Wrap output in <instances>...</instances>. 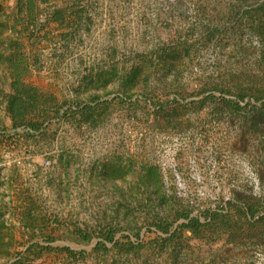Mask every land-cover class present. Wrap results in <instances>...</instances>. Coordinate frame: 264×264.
Instances as JSON below:
<instances>
[{
    "label": "rangeland",
    "instance_id": "1",
    "mask_svg": "<svg viewBox=\"0 0 264 264\" xmlns=\"http://www.w3.org/2000/svg\"><path fill=\"white\" fill-rule=\"evenodd\" d=\"M3 7L0 264H264V0Z\"/></svg>",
    "mask_w": 264,
    "mask_h": 264
},
{
    "label": "trees",
    "instance_id": "2",
    "mask_svg": "<svg viewBox=\"0 0 264 264\" xmlns=\"http://www.w3.org/2000/svg\"><path fill=\"white\" fill-rule=\"evenodd\" d=\"M3 2L4 0H0V45L2 43L3 35L6 30V27H5L6 24H5V21L3 20V11H4ZM0 75H1V72H0ZM18 83L19 82L14 81V87H15L14 91L16 95L7 97V106H6V111L8 115L10 116V118L12 119V122L15 126L19 124H23L24 122H30V121H27V116H26L28 114L27 108H28L29 103L35 102L34 97H28V100L23 102V100L18 96L19 94H21V90L19 89V87H17ZM1 95H2V90L0 86V97ZM0 103H1V100H0ZM32 129H35V128L32 127ZM191 226H195L194 223H192V221H190L189 225H186L185 227H191ZM1 233L2 231L0 227V253L3 251V247H4L2 246L3 236L1 235ZM108 238L111 239L110 236H108Z\"/></svg>",
    "mask_w": 264,
    "mask_h": 264
},
{
    "label": "built area",
    "instance_id": "3",
    "mask_svg": "<svg viewBox=\"0 0 264 264\" xmlns=\"http://www.w3.org/2000/svg\"><path fill=\"white\" fill-rule=\"evenodd\" d=\"M46 166H49L50 165V163L49 162H46V164H45Z\"/></svg>",
    "mask_w": 264,
    "mask_h": 264
}]
</instances>
